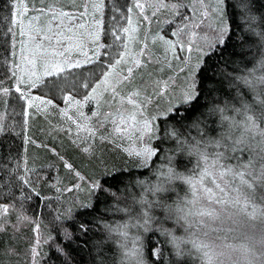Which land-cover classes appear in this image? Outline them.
Returning <instances> with one entry per match:
<instances>
[{
  "label": "snow or ice",
  "instance_id": "obj_1",
  "mask_svg": "<svg viewBox=\"0 0 264 264\" xmlns=\"http://www.w3.org/2000/svg\"><path fill=\"white\" fill-rule=\"evenodd\" d=\"M199 5V17L193 5L192 17H183V22L171 32L172 38L163 35L162 30L151 38L153 45L159 44L163 49L169 67L172 62L182 65L183 79L179 85L172 77L169 81L156 82L158 90L154 96L168 97L163 106L148 95L142 96L146 88L124 91L132 83L133 66L140 67L143 63L141 57L146 53L150 55L148 33L140 37V23H134L132 12L133 8L139 9L143 20H149L144 15L146 8L153 9V16L162 10H169L175 17L180 15L179 9L186 5L168 4L164 0L144 4L134 0L133 6L127 8V15L121 14L127 26H121L113 15L110 33L105 31L103 0L91 5L93 18L89 24L78 22L86 13L77 17L55 5L48 6L47 10L33 8L35 15H30L27 0H15L9 5L11 23L18 26L20 37L18 56L13 37L10 75L15 81L18 99L23 101L25 125L29 109L47 115L51 108L69 124L68 132L75 126L76 138L72 143L95 158L97 148L89 141L94 140L98 131L110 123L112 131L101 135L100 140L126 137L134 145L138 142V147H129L125 151L129 158L138 161L137 167H147L157 155V148L151 141L159 139L157 133L160 128L156 122L163 117L165 135L175 143L176 152L195 160L191 169L179 171L172 166L169 157L168 166L156 169L155 181L135 182L141 191L133 196V205L116 209L124 213L126 219L116 224L105 222L106 240L96 244L98 249L106 242L115 246L114 258L108 264H158L153 257L162 256V252L149 235L157 222L154 215L156 209L164 212V220H172L183 229L182 236L176 235L174 229L165 228L163 222L155 229L168 238L177 257L190 256L195 252L201 264H264V12L260 16L248 17V30L259 39L262 49L259 59L242 61V68L234 63L231 72L222 70V79L216 81L215 91L224 98L218 96L208 100L205 81L211 79L208 72L214 67L209 61L218 48H227L232 28L227 19L226 0H214L212 4L199 0ZM243 7L247 10L248 4ZM118 11L114 6L113 12ZM97 13L99 18H96ZM8 32L12 33L13 29L9 28ZM107 34L113 38L111 45L101 43V36ZM134 43L142 44L139 52L131 50L130 45ZM169 53L171 61L168 60ZM180 53L186 55L181 56ZM102 56L109 62L99 65V73L93 72L87 77L75 75L74 70L84 64H94ZM128 62L133 66L127 67L125 73L121 66ZM248 63H252V67H248ZM225 81L226 92L223 91ZM45 87L48 88L47 95H33L32 90ZM69 88L71 91H68ZM81 90L84 94L77 99ZM10 91L0 81V92L7 95ZM56 97L63 101V107L54 103ZM202 97L206 102L201 103ZM91 102L96 108L88 115L84 109ZM154 102L157 109L153 113L147 105ZM105 106L107 111L103 110ZM0 131H3L2 124ZM193 131L195 135H192ZM81 133H87V136ZM24 140L25 144L29 142L27 136ZM51 151L80 182L71 188L57 187V192H72L87 185L89 193H107L115 197V193L110 191L113 185L105 187L106 181L95 174H82L54 148ZM26 152L25 148L23 175L19 174V164L13 172L20 182L22 198L31 199L30 194L25 196L23 192V186L31 188L29 173L32 169L27 167ZM100 164L107 169L106 161L101 159ZM107 175V171L100 173L101 177ZM112 178L115 179V176ZM179 185L187 186L183 196L178 191ZM3 187H8V192L0 194L5 198L12 197L10 182L9 185H0V189ZM31 190L40 196L35 188ZM169 194H175V197ZM13 207L0 204V213L7 214ZM81 207L89 208L92 204ZM71 214L72 209L68 208L64 214L58 213L56 219L62 215L71 219ZM29 220L22 211L18 212V223ZM80 229L85 236L90 231L86 222L80 224ZM32 253L33 256L37 254L35 248ZM100 264H105V261L101 259Z\"/></svg>",
  "mask_w": 264,
  "mask_h": 264
},
{
  "label": "trees",
  "instance_id": "obj_2",
  "mask_svg": "<svg viewBox=\"0 0 264 264\" xmlns=\"http://www.w3.org/2000/svg\"><path fill=\"white\" fill-rule=\"evenodd\" d=\"M14 2L15 0H0V81L3 82V87L11 89L7 95L0 92V124L3 125V131H0V185H9L10 182L13 192L10 198L0 194V204L14 205L10 208L9 216L15 221L19 211L28 217L39 219L38 221L51 239L42 264H100L101 259L108 264L114 258L115 246L111 242H106L98 249L96 244L106 240L105 222L116 224L126 219L125 214L116 209L133 205V196L141 191L135 182L137 180L155 181L156 169L168 166L167 158L169 157L172 159V166L179 171L191 169L195 160L176 152L175 143L165 135L166 124L163 117L157 121L160 128L157 133L159 139H153L157 155L152 158L147 167H137V163L127 158L118 148L113 147L109 142L102 141L101 144L98 139H96L98 142L94 143L97 148L96 157L88 156L72 143L76 137L67 131L68 126L58 125L60 120L57 114L34 116L29 118L25 125V118L22 115L23 101L18 99L15 81L10 75L13 37L17 45L15 49L17 56L20 39L18 26L11 23L9 15V5ZM245 3L248 4L247 10L243 7ZM130 4L132 0H108L105 22L107 33H110L113 26L111 19L113 15H116L120 25L123 24L121 14L126 16V8ZM226 4L232 38L227 48L223 46L218 48L209 61V64L214 67L208 72L211 79L205 81L208 100L218 96L220 99L224 98L215 91L216 81L222 79V70L231 72L234 63L242 68L244 67L242 61H254V58L258 60L262 51L259 39L248 30V17L249 15L260 16L264 12V0H226ZM114 6L119 9L116 13L113 12ZM9 28L13 29L12 33L8 32ZM106 36L112 38L110 34ZM247 66L252 67V63H248ZM97 70H100L98 65L84 66L74 72L77 77H87L90 73H96ZM226 83L225 81L224 92L227 91ZM81 93H83L82 90ZM204 102H206L205 98L202 97L201 103ZM192 135H195L194 131ZM25 136L29 138L27 144H25ZM25 148L27 149V167L32 169L29 173L31 188L40 192V196H36L29 186H23L24 195L30 194L31 199L22 198L20 182L16 180V173L13 172L19 164V174L23 175ZM53 148L85 175L95 174L97 178L106 181L105 187L108 184L113 185L110 191L115 193V197L107 193L104 195L88 193L84 198L82 195L78 198V192L75 190L57 192V187L63 189L73 185L75 178L73 173L63 167L59 157L51 151ZM101 159L107 162V169L100 164ZM103 171H107L108 175L101 177L100 173ZM113 176L115 179L112 178ZM186 188V185L178 186L181 196L184 195ZM7 192L8 187L0 189V193ZM169 195L175 197V194ZM88 203H91L92 207H81ZM68 208L72 209L71 219H65L63 215L60 219H56L58 213L64 214ZM154 215L157 217V222L153 225L154 231L149 235L155 246L161 249L162 256L153 257V259L157 260L158 264H176L177 261L180 264H201L195 252L190 256L175 255L168 238L155 229L159 227L160 222H163L165 228L174 229L178 236L184 235L183 229L172 220H164V212L160 209H156ZM82 222H86V226L90 229L87 236L80 229ZM32 239L33 233H19L11 229L0 230V264H31Z\"/></svg>",
  "mask_w": 264,
  "mask_h": 264
},
{
  "label": "rangeland",
  "instance_id": "obj_3",
  "mask_svg": "<svg viewBox=\"0 0 264 264\" xmlns=\"http://www.w3.org/2000/svg\"><path fill=\"white\" fill-rule=\"evenodd\" d=\"M29 3L30 8V15H35L36 13L32 11L33 8H45L47 10L48 6L55 5L57 7H62L64 11H68L73 13L75 16L79 17L81 13H86L82 19H80L79 23H85L89 24L92 21L93 18V9L91 5L93 3L98 2V0H27ZM141 3L144 4H150V3H156L157 0H140ZM165 3L172 4V3H181L183 5H186V7H182L179 9L180 15L179 16H173L169 10H162L159 12L156 16L152 15L153 9L152 8H146L144 15H147L149 17V20H143L142 17L139 15V9L133 8L132 12V18L134 23L136 21H139L140 23V37L143 38L145 33H148V45H149V53H146L145 56L141 57L142 65L140 67H134L130 62L124 64L121 66L123 71L127 72V67L133 66V77H132V83L129 87L125 88L124 91H131L133 88H140V89H147L146 92L142 91L143 95H148L152 97L153 101L158 100L159 105L163 106L165 104V101L168 99L167 96L162 97H156L154 96V92L157 89L156 82L160 81H169V78H174V81L177 85L182 81L183 79V73L181 72L182 65L179 62H172L171 67L168 66V63L164 59V52L163 49L159 44L153 45L152 44V36H154L157 32H161L162 34L172 38L170 36L171 32L175 30V28L180 25L183 22V17H192L193 15V5H195L196 8V16L199 17L201 8L199 5V0H164ZM214 0H205V3L212 4ZM104 3V9H103V19L104 24L106 22V8L108 6V0H103ZM134 3V0H132V4L128 5V7H132ZM127 7V8H128ZM126 8V12H127ZM96 18H99V14H95ZM127 15V13H126ZM228 19V17H227ZM164 21H169V23H164ZM229 21V20H228ZM210 21H206L208 23ZM67 23V22H66ZM123 27L127 26V21L124 20L123 24L121 25ZM106 29V26H105ZM205 31H209L207 28L204 29ZM122 34V33H121ZM123 35V34H122ZM126 42V37H125ZM101 43L105 45H111L113 43L112 38L107 37L106 35L101 36ZM140 47H142V44L134 43L130 45V48L134 52H139ZM115 51V49H109V51ZM123 50V49H121ZM102 52L104 50H101ZM19 55V54H18ZM91 55V53H89ZM181 56L186 55V53H180ZM193 56H195V52H193ZM82 59V57H77ZM168 60L171 61V54H168ZM108 59L106 57L102 56V59L99 61H96L94 64H84L82 67L86 66H96L100 65L101 63H108ZM81 67V68H82ZM100 69V68H99ZM79 69H76V71ZM100 70H97L96 73H99ZM33 95H47L48 89L41 88L40 90H32ZM68 91H71L69 88ZM171 91V89H169ZM84 93H81L77 95V99L82 98V95ZM48 98H53L52 96H48ZM54 103L58 104L60 107H63V101L59 99V97L54 98ZM148 110L150 112H155L157 109V104L154 102L150 105H147ZM96 105L94 102L89 103L86 105L84 111L86 114L91 115V111L95 110ZM104 111H107L108 108L105 106L103 109ZM29 118H32L34 116L45 114L43 112H37L35 109H29ZM47 114H57L54 112L51 108H49ZM58 115V114H57ZM59 123L58 125H64L68 126L69 124L64 121V119L58 115ZM157 123V122H156ZM63 126V127H64ZM112 131V126L110 123L105 124V127L100 129L94 138V140H90L89 143H96V139L100 140L101 135H108ZM71 135L76 137V130L75 126H72V131L70 132ZM82 136H87V133H81ZM104 142H109L113 147L118 148L127 158V152L125 151L126 148L133 147V146H139L138 142L134 145L133 142L129 141L126 137L123 139L120 138H109L106 140H103ZM98 142V141H97ZM151 144L153 145V140L151 141ZM86 146V145H85ZM154 147V145H153ZM134 160L135 163H138L134 158H131ZM80 171V170H79ZM82 174H84L81 171ZM75 183H80L75 179ZM74 183V184H75ZM73 185L68 186L67 188H71ZM78 192V198H80V195H82L84 198L88 195L89 191L87 190V185H82L81 189L76 190ZM10 213V211H9ZM9 213L3 214L0 213V225L3 226V229H11L15 232L18 231L19 233H33V239L30 246V258H31V264H42V261L46 255V249L48 245L51 242L50 236L47 234L41 223L38 221L39 219H34L33 217H29V221H24L22 223H18L17 221L10 218ZM7 221V223H5ZM15 226V227H14ZM28 230V232H26ZM37 240H39V244H37ZM36 249V255L33 256L32 249Z\"/></svg>",
  "mask_w": 264,
  "mask_h": 264
}]
</instances>
